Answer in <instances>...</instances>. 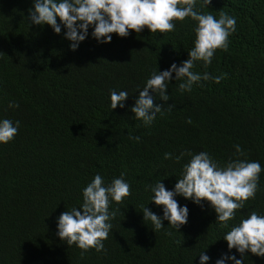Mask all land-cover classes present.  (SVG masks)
Here are the masks:
<instances>
[{
  "label": "trees",
  "instance_id": "trees-1",
  "mask_svg": "<svg viewBox=\"0 0 264 264\" xmlns=\"http://www.w3.org/2000/svg\"><path fill=\"white\" fill-rule=\"evenodd\" d=\"M202 3L196 0V11L236 18L227 48L217 49L211 64L197 61L192 69L221 79L180 92L183 81L173 73L168 101L149 90L165 110L145 126L130 109L153 71L188 58L195 21H174L175 30L167 33H113L109 43L97 42L89 27L73 51L63 25L56 34L47 24L27 20L32 0H0V120L19 121L14 139L0 143V264H200L202 252L210 258L205 264L224 255L241 259L223 236L253 211L264 216V171L255 197L227 227L206 201L198 205L182 196L174 199L187 206L188 216L178 230L167 220L159 230L143 221L144 207L163 215V206L151 202L149 186L160 181L173 190L191 155L204 151L221 166L241 159L264 168V0ZM112 91L128 92L123 108L111 109ZM98 173L105 185L123 174L131 195L110 204L116 215L104 251L81 256L58 237L57 221L82 205L83 189ZM243 260L264 264V256L247 251Z\"/></svg>",
  "mask_w": 264,
  "mask_h": 264
},
{
  "label": "clouds",
  "instance_id": "clouds-1",
  "mask_svg": "<svg viewBox=\"0 0 264 264\" xmlns=\"http://www.w3.org/2000/svg\"><path fill=\"white\" fill-rule=\"evenodd\" d=\"M32 3L27 20L34 25L47 24L56 34L61 32L63 25L65 38L71 42L69 47L73 51L86 39L89 27L93 28L91 35L97 42L109 43L113 33L127 37L130 30L140 33L145 28L151 33H167L175 30L174 21L190 18L196 22L194 46L187 52L188 58L180 66L173 63L167 70L153 71L130 109L135 119L141 120L145 126H150L157 113L165 110L164 105L154 104L155 95H150L149 90L158 94L159 100L168 101L167 86L173 79V73L175 80L183 81L178 85L180 92L191 91L193 84L201 80L220 81L221 77L213 78L207 73L201 75L192 69L197 61H203L206 66L211 64L216 50L226 49L230 35L236 30L235 17L221 11L217 19L211 13L198 12L195 10L196 0H32ZM210 4L211 0H203L201 7ZM128 95L127 91H112L111 109L123 108ZM9 107L19 105L10 104ZM172 107L170 104L166 110L171 111ZM18 128L19 121L14 125L11 120H0V143L13 140ZM236 151L243 154L239 145H236ZM183 155L177 156L176 162ZM171 158L170 153H165V159ZM262 171L264 168L257 161L236 159L221 166L207 152L191 155V159L183 165L173 190H167L160 181L149 186L153 193L151 202L163 206V215L157 216L144 207L143 221H150L154 230H159L164 227L162 221L167 220L168 226L178 230L187 223L188 216L187 206H180L174 199L175 196H182L198 205L206 201L214 209L216 221L227 227L228 222L235 218L236 210L255 197ZM129 195L131 188L123 179V174L107 185L103 177L96 174L83 189L82 205L66 210L58 217V237L69 247L75 245L79 248L81 256L90 249L104 251L103 241L112 228L109 221L116 215L115 211H109L110 204L122 203ZM223 240L229 250L235 248L241 254V259L224 255L216 264H225V259L233 261V264H244L246 251L257 257L264 256V216L253 211L247 218L241 219L238 226L231 227ZM199 256L200 264L210 259L204 252Z\"/></svg>",
  "mask_w": 264,
  "mask_h": 264
}]
</instances>
